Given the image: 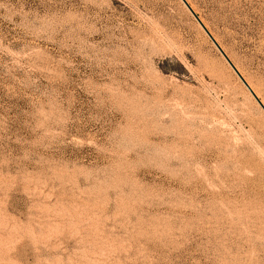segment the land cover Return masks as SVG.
I'll list each match as a JSON object with an SVG mask.
<instances>
[{"label":"rangeland","instance_id":"374dc122","mask_svg":"<svg viewBox=\"0 0 264 264\" xmlns=\"http://www.w3.org/2000/svg\"><path fill=\"white\" fill-rule=\"evenodd\" d=\"M264 106V0H185ZM0 264H264V113L180 0H0Z\"/></svg>","mask_w":264,"mask_h":264},{"label":"water","instance_id":"95a60500","mask_svg":"<svg viewBox=\"0 0 264 264\" xmlns=\"http://www.w3.org/2000/svg\"><path fill=\"white\" fill-rule=\"evenodd\" d=\"M183 6L186 8V10L190 13V15L194 18L198 26L201 28V30L204 32V34L207 36V38L210 40V42L213 44V46L216 48L218 53L221 55V57L224 59V61L227 63V65L230 67V69L233 71V73L236 75L238 80L241 82V84L245 87L247 92L250 94V96L253 98V100L256 102V104L259 106V108L263 111L264 113V106L261 104L259 99L254 95V93L251 91V89L248 87L246 82L243 80L241 75L237 72L233 64L229 61L227 56L223 53L221 48L218 46V44L214 41V39L211 37L207 29L203 26V24L200 22L199 18L195 15V13L191 10L189 5L185 2V0H180Z\"/></svg>","mask_w":264,"mask_h":264},{"label":"bare ground","instance_id":"6f19581e","mask_svg":"<svg viewBox=\"0 0 264 264\" xmlns=\"http://www.w3.org/2000/svg\"><path fill=\"white\" fill-rule=\"evenodd\" d=\"M200 20V19H199ZM211 35V34H210ZM212 36V35H211ZM234 65V64H233ZM238 70V69H237ZM239 71V70H238ZM255 95V94H254ZM262 104V103H261Z\"/></svg>","mask_w":264,"mask_h":264}]
</instances>
